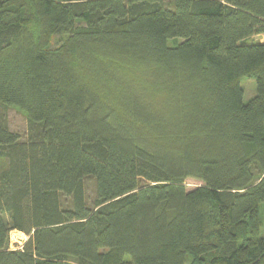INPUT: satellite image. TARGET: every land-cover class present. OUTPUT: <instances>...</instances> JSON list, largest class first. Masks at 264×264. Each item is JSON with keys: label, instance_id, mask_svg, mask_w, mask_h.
Listing matches in <instances>:
<instances>
[{"label": "trees", "instance_id": "obj_1", "mask_svg": "<svg viewBox=\"0 0 264 264\" xmlns=\"http://www.w3.org/2000/svg\"><path fill=\"white\" fill-rule=\"evenodd\" d=\"M263 34L264 0H0V264H264Z\"/></svg>", "mask_w": 264, "mask_h": 264}, {"label": "rangeland", "instance_id": "obj_2", "mask_svg": "<svg viewBox=\"0 0 264 264\" xmlns=\"http://www.w3.org/2000/svg\"><path fill=\"white\" fill-rule=\"evenodd\" d=\"M256 41L264 43V34L254 37ZM172 45V44H171ZM241 87L244 90L243 100L248 103L257 93L256 80L254 78H244L241 81ZM9 127L11 130L20 133L22 136L26 135L28 122L26 114L18 108L12 107L6 111ZM189 189H193L199 185V182L194 180H188L187 184ZM87 196L91 200L95 193V183L92 179H89L86 184ZM262 215L264 219V207L262 209ZM28 240V236L23 233L14 231L10 235V248L12 250H20L21 246Z\"/></svg>", "mask_w": 264, "mask_h": 264}, {"label": "water", "instance_id": "obj_3", "mask_svg": "<svg viewBox=\"0 0 264 264\" xmlns=\"http://www.w3.org/2000/svg\"><path fill=\"white\" fill-rule=\"evenodd\" d=\"M254 41H256L255 38L254 37H250V38H247L246 40H244L243 43H245V44H251Z\"/></svg>", "mask_w": 264, "mask_h": 264}]
</instances>
